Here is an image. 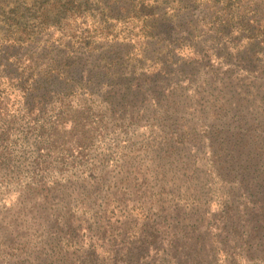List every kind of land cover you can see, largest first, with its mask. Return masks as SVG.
Wrapping results in <instances>:
<instances>
[{
	"label": "rangeland",
	"instance_id": "obj_1",
	"mask_svg": "<svg viewBox=\"0 0 264 264\" xmlns=\"http://www.w3.org/2000/svg\"><path fill=\"white\" fill-rule=\"evenodd\" d=\"M236 34L139 64L128 96L26 95L0 68V264H101L224 220L264 243V43L250 57Z\"/></svg>",
	"mask_w": 264,
	"mask_h": 264
},
{
	"label": "trees",
	"instance_id": "obj_2",
	"mask_svg": "<svg viewBox=\"0 0 264 264\" xmlns=\"http://www.w3.org/2000/svg\"><path fill=\"white\" fill-rule=\"evenodd\" d=\"M235 33L254 57L264 43V0H0V68L26 95L82 87L128 96L139 64L172 61L184 43L199 53ZM226 222L217 233L195 224L182 240L173 234L158 245L146 235L134 250H110L101 264H212L230 237L225 264H239L234 251L242 246L264 251L253 243L262 236L249 233L243 244ZM152 250L161 257L148 258Z\"/></svg>",
	"mask_w": 264,
	"mask_h": 264
}]
</instances>
